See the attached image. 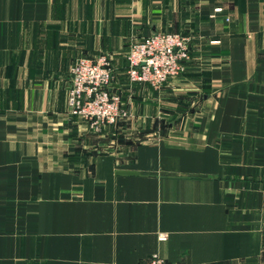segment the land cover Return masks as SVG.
I'll return each mask as SVG.
<instances>
[{
    "label": "crops",
    "instance_id": "0c3cea01",
    "mask_svg": "<svg viewBox=\"0 0 264 264\" xmlns=\"http://www.w3.org/2000/svg\"><path fill=\"white\" fill-rule=\"evenodd\" d=\"M156 33L190 39L158 90L125 61ZM101 55L127 116L92 131L69 68ZM152 255L264 264V0H0V264Z\"/></svg>",
    "mask_w": 264,
    "mask_h": 264
},
{
    "label": "built area",
    "instance_id": "2783aa9c",
    "mask_svg": "<svg viewBox=\"0 0 264 264\" xmlns=\"http://www.w3.org/2000/svg\"><path fill=\"white\" fill-rule=\"evenodd\" d=\"M218 10V9H216ZM190 59V39L177 33H156L130 43L126 55V75L130 82L146 83L160 89L179 75ZM67 108L70 115L85 122L92 131L114 126L126 118L120 96L114 92V71L108 57L77 58L69 68ZM160 234V241L166 240ZM142 264H170L152 255Z\"/></svg>",
    "mask_w": 264,
    "mask_h": 264
},
{
    "label": "water",
    "instance_id": "95a60500",
    "mask_svg": "<svg viewBox=\"0 0 264 264\" xmlns=\"http://www.w3.org/2000/svg\"><path fill=\"white\" fill-rule=\"evenodd\" d=\"M121 174H129V173H121Z\"/></svg>",
    "mask_w": 264,
    "mask_h": 264
}]
</instances>
